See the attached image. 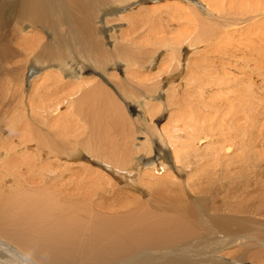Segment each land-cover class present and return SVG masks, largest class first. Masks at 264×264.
<instances>
[{"label": "bare ground", "instance_id": "1", "mask_svg": "<svg viewBox=\"0 0 264 264\" xmlns=\"http://www.w3.org/2000/svg\"><path fill=\"white\" fill-rule=\"evenodd\" d=\"M178 1L184 8H187L185 2L193 3L199 11V13L194 12L198 27L189 36L190 42L197 45H189L187 52L182 50L178 60L180 65L177 69L182 66V69L177 72L183 73L181 77L183 93L187 96L189 93L195 92V101L199 105L209 101L211 107L215 104L222 107L219 112L217 107L212 108L213 115L208 122L207 132H202L195 117L197 134H199L198 144L200 145L208 137L216 135V139L212 143H217V150L211 157V163L220 165L219 158H224L225 165L229 166L230 169H234L237 164L243 162L247 153L249 157L264 158V0H230L229 9L218 14L208 8L202 0ZM142 3L149 2L144 0H0V70H3L12 82L16 81L27 92H36L37 90L35 93L37 94L41 88L47 86H51L53 90L70 88L68 93L71 104L81 111L90 132V140L83 145L91 156H84L79 152L76 157L84 156L87 162L92 164L95 162L98 167L107 172L108 178L111 179L112 177L120 184L123 182L127 188L132 187L134 189L133 185L126 182L125 174L122 173L128 163L127 157L130 151L128 144H126L129 142L125 140L126 136L130 135L129 129H125L126 125H122V122L123 124L127 122L129 128L130 124L128 118L122 121L124 114L121 115L120 111L116 110L117 99L111 95L113 92L110 93V89L112 90L115 85L110 81L112 77L108 78V76L120 75L121 79L126 80L124 72L128 71V66L122 61L112 60L111 51L127 33L122 31L116 33L114 27L115 25L116 28L121 25L124 26L125 21L141 23L144 14L140 9L135 11L133 9ZM188 12L193 16L192 10H188ZM200 14L204 17L210 16L211 20L205 19L209 22L210 27L205 22L201 23L203 17ZM108 17H111L114 23ZM118 18H123L125 21L117 22ZM104 19L111 22L109 26L105 24ZM112 30L114 31L113 34H111ZM101 37L105 39V42L102 41ZM114 52L116 55L120 54L119 49ZM189 52H194L195 55V57L192 55L194 61L192 70L189 66ZM138 53L145 54L147 52L138 48L135 50V54ZM51 60H55L62 66L60 69H53L43 75L38 86L35 79L38 76L37 70L41 68L39 63ZM1 61H5L8 66L2 65ZM90 62L94 63V69L98 71L97 76L102 80V83H100L101 80L94 79L96 75H89L92 72ZM155 62L156 60H149L145 64L140 63V71L143 74H146L147 71L148 74H151L152 70L160 69L162 59L159 63ZM190 73L193 74V77ZM168 76L169 73L160 75L162 85L171 82ZM102 84L108 86L109 91ZM116 85L122 93L124 91L127 94L131 92L119 81ZM163 90L158 91V98L162 95ZM218 90H225L220 93L225 101L221 104L216 103V91ZM169 101H174L171 94ZM125 106L129 108L130 115L140 117L145 115L147 109L151 114L158 108V105L154 103L146 107L144 98L135 99ZM208 108L206 107L205 110L208 111ZM52 113L53 110L49 108L47 110L49 122L44 125L48 126L47 134L49 131L48 135L51 138L49 136L41 138L48 148L47 154H64L68 143L56 138L54 131L49 130L53 124L51 119H54ZM146 115L148 116V113ZM187 117V121H190V109ZM0 120H2L1 117ZM154 120L158 121V117ZM171 123L170 120L167 124H163V131H165L167 138L161 132L162 125L155 124L159 133L151 136L155 142L152 154L145 158L143 153L137 154L138 157L130 167L134 173L125 172L132 180H134L132 176L137 175L138 177L139 173L142 172L140 169L143 168L144 171L149 170L148 172L152 171L153 174L155 171L158 174H155V177L151 176L152 179L157 180L166 176L168 167L162 164L164 158L167 159L170 169L174 168L177 161L175 153L178 151V145L175 144L176 138L171 133ZM114 130L120 133L121 142L110 143L108 147L107 140H114L112 137L109 139L110 134L113 136ZM33 132L35 133L34 130ZM141 138L142 140L137 138L138 141L134 144L129 138L130 147L134 145L136 152L139 151L136 150V145L142 144L147 139L143 136ZM115 141H117L116 138ZM163 143H172L174 148L164 147ZM39 145L41 144L39 143ZM8 146L9 143L2 141L0 136V149L5 151ZM107 148L111 149L106 151ZM112 150L115 152L112 153ZM14 151L16 150L12 152ZM17 156L14 153H2L0 151V187L7 185L8 178L13 177L16 184L37 183V186L42 187V180L52 176L49 174L45 176V172L48 171L42 169L36 161L28 158L26 153L23 155V160H21L22 155L18 154ZM94 156L102 157L101 161L98 159L94 161L96 158ZM76 157L71 156V158ZM30 160L31 163H37V165L31 164L29 168H21ZM146 160L149 161L146 162ZM138 164L140 167L137 166ZM137 177L134 180L137 183L148 182L144 181L142 177ZM49 179L52 180L51 177ZM66 189L63 191L75 190L77 192L80 190V193H77L78 196L88 195L87 190L83 192L82 187L67 186ZM41 192L43 191H37L25 200L18 199L17 203L23 205H16L15 208L20 209L22 213L25 211L27 220H24V222L26 221L24 224L21 223V229L15 231V234H6L8 238L13 241L16 240L18 245L27 246L26 240H28L31 248L35 249L42 246V240L37 235L45 231L50 233L54 231L56 232L55 237L69 241V245L64 248V251H61L63 255L86 253L95 249L96 245L101 242L102 247H109L110 250L117 251L118 254L114 258L112 257L111 261L104 260L105 264L188 263V260L183 258L157 262L155 253L151 249L152 245L153 247L157 246L158 254L162 255L165 253L163 245L172 243L179 238L175 234L174 227L179 225L175 219H160L152 223V220H148L147 212L138 213L139 215L128 212L121 217L107 221V223L97 221V216H94L96 218L94 222L87 221L88 223H85L76 217L75 214L77 216L80 214L79 211L77 212V208L70 209L69 206V208L67 207L68 210H65L66 206L45 200L44 195L41 196ZM20 195L23 196L24 194ZM155 195L156 200L160 202L162 190L157 188ZM55 211L57 216L55 214L49 216L52 215L51 212L54 213ZM11 212L13 213V211ZM18 217L19 215L16 213L15 219L18 220ZM214 219L218 221L217 218ZM227 223L229 224L228 219ZM225 230H229V225ZM83 231L84 233L88 231L86 237H81ZM237 239L234 238L232 241ZM3 244L0 240V262L6 264L10 262V264L12 262L27 263L19 250L11 249ZM124 246L127 247L124 248ZM164 247L167 251L164 255L171 251H179L178 253H180L188 248L187 246H183V248L181 246ZM31 248L29 247L30 250ZM34 255L36 256V254ZM51 257L49 254H45L38 259L42 264H56V258L62 256L55 254L53 259ZM58 264H67L66 258H61ZM71 264L76 263L71 262ZM212 264H217L215 258L212 260Z\"/></svg>", "mask_w": 264, "mask_h": 264}, {"label": "rangeland", "instance_id": "2", "mask_svg": "<svg viewBox=\"0 0 264 264\" xmlns=\"http://www.w3.org/2000/svg\"><path fill=\"white\" fill-rule=\"evenodd\" d=\"M144 1L149 3H142L136 9H133V11L140 9L144 14L141 23L138 24L136 21L129 23L123 18H118L117 22L125 21L127 25H121L118 28L115 25L114 27L116 33L121 31L127 33L111 51L112 60L122 61L128 66V71L124 72L126 80L121 79L120 75L108 76V78L112 77L110 81L115 85L113 91L102 84V86L105 85L104 87L107 90L110 89V93L113 92L111 93L113 98L117 99L116 110L120 111L121 115L124 114L123 118L120 117L122 121L128 118L130 124L129 128L127 122H124V124L122 122V125H126L123 127L128 128L130 134L125 138L126 142H129L126 144H128L130 151L127 157L128 163L122 173L125 174L126 182L133 185L136 190L132 187L127 188L123 185V182L120 184L112 177L111 179L108 178L106 176L107 172L98 167L95 162L92 164L84 158L85 155L91 156L83 145L90 140V132L81 111L71 104L70 94L68 93L70 88L53 90L51 86H47L41 88L37 94H35L37 90L36 92H27L16 81L12 82L3 70H0V117L2 118L0 120V136L2 141L9 143L5 151L3 149H0V151L2 153H14L16 156L18 154L22 155L21 160H23V155L26 153L28 158L36 161L42 169L48 171L45 172V176L46 174L52 175L50 176L52 180L49 179L50 177L42 180L43 185L39 184L42 187L37 186V183L16 184L14 177L8 178V184L0 187V211L2 210V214H0V240L9 248L19 250L20 254L22 253L24 256V261H27V263L18 262L42 264L38 258L49 254L53 259V256L58 254L62 257H55L56 264L60 263V259L63 257L66 258L67 264H71V262L76 264H105L104 260L111 261L112 257L118 256L117 251L114 252L109 247H102L101 242L96 245L95 249L86 253L63 255L61 251H64V248L69 245V241L55 237L56 232L54 231L51 233L45 231L37 235L42 240V246L35 249L31 248L28 240H26L27 246H22L16 244V240L13 241L8 238L6 234H15V231L21 229V223L26 222L24 220L27 213L25 211L22 213L20 209L15 208L16 205L23 204L17 202L25 200L29 195L33 196L37 191H43L41 196L44 195L45 200L56 202L61 206L64 205L66 206L65 210H68L69 206L70 209L77 208L76 210L80 214L79 216L75 214L76 217L85 223L87 221L94 222L96 218L97 221L107 223V221L121 217L128 212H133L132 214L147 212L148 220H152V223L168 218L177 220L179 225L174 228L176 230L175 234L179 238L172 243L163 245V250L165 253L167 252L164 246H181L182 248L187 246L188 248L180 253H178L179 251H171L166 255H164L165 253L161 255L158 254L159 251L157 252L158 247L152 245L153 248L151 247V249L155 253L157 262H165L172 258H183L188 260L187 264H212V260L215 258L217 264H264V158L249 157L247 153L244 161L237 164L234 169H230L229 166L225 165L224 158H219L220 165L212 164L211 157L214 151L217 150V143H212V141H215L216 135L208 137L205 142H201L199 145L196 121L202 132H207L208 122L213 115L212 108L217 107L219 112L222 107L215 103L211 107L209 101L199 105L195 101V92L185 96L181 78L183 73L177 72L182 69V66L177 69L180 65L178 60L181 51L185 50L187 52L189 45H197L190 42L189 36L198 27L194 12L199 13V11L193 3L189 2H185L187 8H184L178 0ZM202 2L217 14L227 11L230 6V0H202ZM188 10H192L193 16ZM202 17L204 19H201V23L205 22L210 27L209 22L205 20H211L210 16ZM108 19L114 23L111 17H108ZM108 19H104L107 26L111 23ZM114 31L112 30L111 34ZM101 39L105 42L104 38L101 37ZM138 48L144 49L147 53L135 54V50ZM116 49L120 50V54H118L120 57L115 54ZM169 52L171 53L168 56ZM192 55H194V52H189L191 70L194 63ZM161 59L160 69L152 70L151 74H148V71L146 74L140 71V63L145 64L149 60H156L159 63ZM90 63L92 72L89 75H96L94 79L101 80L97 76L98 71L94 69V63ZM1 64L8 66L5 61H1ZM39 64L41 68L37 70L38 76L35 79L38 86L43 75L53 69H60L62 66L55 60L40 62ZM162 73H169L168 79L171 80L169 84L162 85L160 79ZM190 74L193 77V74ZM118 81L125 88L130 89L131 92L129 94L125 91L122 93L116 85ZM100 83H102V80ZM160 90H163V92L158 98L157 94ZM223 91L225 90L216 91V103L225 102L220 95ZM170 94L174 98L172 102L169 101ZM141 98L145 99L146 107L154 103L158 105V108L155 111L152 110L154 112L151 114L147 109L145 115L148 113V116L140 113L142 117L130 115L129 108L125 104L128 105L133 100ZM118 99L120 102H118ZM206 107H209L208 111L205 110ZM49 108L53 110L54 117V119H51L53 124L49 130L54 131L56 138L68 143L64 154H47L48 148L41 138L50 137L48 135L49 131L47 134L48 126H44L45 123L49 122V115H47ZM189 109L190 121H187ZM156 117H158V121L154 120ZM170 120L172 122L170 124L171 133L176 138L175 144L178 145V151L175 153L176 165L173 169H170L167 159L164 158L162 164L168 167V171H166V176L157 180L151 177H155V171V174H153L152 171L148 172L149 170L144 171V168L140 169L142 172L139 173L138 177L137 175L132 177L134 180L135 177H142L144 181L148 182L137 183L125 172H133L130 167L138 157L137 154L143 153L144 158L152 154L155 142L151 136L159 133L156 123L159 126L162 125L161 132L167 138L165 131H163V124H167ZM118 133L114 130L113 136L110 134L109 139L112 137L114 140H107L108 147L110 143L117 144L121 142L119 139L120 133ZM141 136L147 139L142 144H138L139 146L136 145V150H139L136 152L134 145L130 147L129 138L134 144L138 141L137 138L142 140ZM163 146L174 148L172 143H163ZM110 149L105 150L109 151ZM13 150L16 151L12 152ZM100 151H103V149H100ZM79 152L84 156L77 158ZM114 152L112 150V153ZM71 156L76 158H71ZM94 157H96L94 161L102 159L100 156L98 158L97 156ZM149 160H146V162ZM37 163H31L30 160L21 168H29L31 164L37 165ZM137 166L140 167L139 164ZM67 186L82 187L83 192L87 190L88 195L78 196L77 193H80V190L77 192L75 190L63 191L67 190ZM157 188L162 190L160 202L156 200L155 192ZM20 194L24 195L21 196ZM10 201H13V203H10ZM16 213L19 215L18 220L15 219ZM51 213L52 215L49 216H53L56 211ZM55 215L57 216V214ZM214 218H217L218 221ZM227 225H229L228 231L225 230ZM82 233L81 237L88 235V231ZM234 238L238 239L233 242ZM126 247L124 246V248ZM38 255L40 256L38 257ZM12 264L17 263L12 262Z\"/></svg>", "mask_w": 264, "mask_h": 264}]
</instances>
